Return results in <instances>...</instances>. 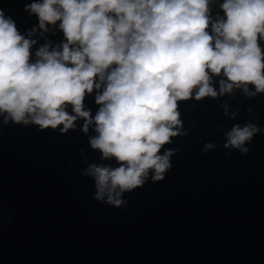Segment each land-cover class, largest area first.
Segmentation results:
<instances>
[{
    "label": "water",
    "instance_id": "1",
    "mask_svg": "<svg viewBox=\"0 0 264 264\" xmlns=\"http://www.w3.org/2000/svg\"><path fill=\"white\" fill-rule=\"evenodd\" d=\"M33 2L43 0H0L18 33L35 41L29 63L45 45L61 51L67 42L60 21L40 29L25 10ZM224 2L209 0V35L226 20ZM257 43L264 57V39ZM209 75L215 97L196 99L194 88L177 101V135L157 153H170L162 179L149 169L140 186L115 197L119 206L107 193L96 199L89 172L120 166L91 145L104 84L85 93L87 132L81 117L62 131L63 124L42 128L0 112V264H264V92L248 84L221 93L227 78ZM65 111L75 115L71 104ZM234 126L256 131L225 147Z\"/></svg>",
    "mask_w": 264,
    "mask_h": 264
},
{
    "label": "clouds",
    "instance_id": "2",
    "mask_svg": "<svg viewBox=\"0 0 264 264\" xmlns=\"http://www.w3.org/2000/svg\"><path fill=\"white\" fill-rule=\"evenodd\" d=\"M221 8L226 20L212 24L213 36L207 31L209 0L26 4L40 29L60 21L67 41L61 51L42 47L35 63H29L35 41L20 35L0 9V112L18 123L30 117L42 128L63 124L62 131L81 117L87 132L93 121L83 110L85 93L104 84L96 96L102 105L94 117L99 135L91 145L120 166L93 165L89 172L96 180V199L107 193L108 202L119 206L115 197L140 186L149 169L155 170L154 179H162L170 153H157L177 135V101L190 98L194 88L196 99L215 97L209 72L227 78L220 82L221 93L241 85L247 90L248 84L264 92V57L257 43L258 37L264 39V0H225ZM67 104L75 115L65 111ZM255 131L234 126L225 147H240Z\"/></svg>",
    "mask_w": 264,
    "mask_h": 264
}]
</instances>
